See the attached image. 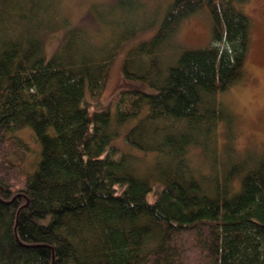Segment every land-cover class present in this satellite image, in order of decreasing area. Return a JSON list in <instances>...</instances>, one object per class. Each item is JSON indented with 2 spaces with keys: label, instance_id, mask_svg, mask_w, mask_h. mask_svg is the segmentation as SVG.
Returning <instances> with one entry per match:
<instances>
[{
  "label": "trees",
  "instance_id": "trees-1",
  "mask_svg": "<svg viewBox=\"0 0 264 264\" xmlns=\"http://www.w3.org/2000/svg\"><path fill=\"white\" fill-rule=\"evenodd\" d=\"M124 1L95 13L97 35L60 0H0V264H186L185 239L190 264H264V156L250 165L211 149L220 94L245 77L248 0H171L124 55L131 86L93 107L121 44L144 28L126 25L141 0ZM196 13L209 16L210 41L186 46L176 35ZM58 28L49 54L43 34ZM25 129L38 144L27 169L17 149L5 160Z\"/></svg>",
  "mask_w": 264,
  "mask_h": 264
},
{
  "label": "rangeland",
  "instance_id": "rangeland-1",
  "mask_svg": "<svg viewBox=\"0 0 264 264\" xmlns=\"http://www.w3.org/2000/svg\"><path fill=\"white\" fill-rule=\"evenodd\" d=\"M170 1L141 0L138 13L129 22H126V25L142 24L144 28L132 38L125 39L121 44L109 67L107 81L100 99L89 98L93 107L95 103L96 105L111 103L113 107L120 89L125 85L131 86L124 81V55L131 42L148 39L156 32ZM124 2V0H60L59 3L63 5L62 7L65 8L71 21L86 25L92 29V32L101 35L104 25L95 17V13L108 10L111 12L108 15L112 16L113 10L119 8L117 5L124 6ZM244 7L251 20V45L244 66L245 77L220 94L223 106L219 123L222 124L217 134L218 147L211 149L221 150L223 157L231 158L238 163L243 159L247 160L251 165L256 164L261 159V155L264 156V0H248ZM124 15L125 11L121 13V16ZM105 25L107 29L111 26L110 23ZM62 30L63 28H58L43 34V44L47 53L51 54L57 49ZM210 32L209 16L206 13H196L184 20L178 30L176 40L186 46L192 44L203 46L210 41ZM222 132L223 134H221ZM19 134L21 138L23 137L24 142H27L26 144H15L11 140L8 141V144L11 148L17 149L18 153L21 151L19 153L22 157L19 159L21 168H33L37 160L38 144L30 129L20 130ZM119 138L123 139V132ZM190 153L197 168L205 172L210 170V162L206 159L207 152L205 153L200 146H193ZM227 162L229 163L228 160H226V164H228ZM2 168L5 169V166L0 169L5 172ZM7 170L11 172L12 180L17 182L19 172ZM19 180L21 181V178ZM239 182V177L233 179V184L236 187ZM185 241L182 257L186 264L187 262L190 264L195 262L196 251L189 244L190 240L185 239Z\"/></svg>",
  "mask_w": 264,
  "mask_h": 264
},
{
  "label": "bare ground",
  "instance_id": "bare-ground-1",
  "mask_svg": "<svg viewBox=\"0 0 264 264\" xmlns=\"http://www.w3.org/2000/svg\"><path fill=\"white\" fill-rule=\"evenodd\" d=\"M0 148H2V147H0ZM14 149H15V148H11V149H9V150H5V160H7L8 156L10 155V153H11ZM3 162H4V159H3V157L0 155V167L2 166ZM2 170L5 171L4 168H2Z\"/></svg>",
  "mask_w": 264,
  "mask_h": 264
}]
</instances>
